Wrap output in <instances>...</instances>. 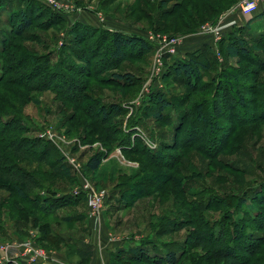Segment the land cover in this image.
I'll use <instances>...</instances> for the list:
<instances>
[{"label": "rangeland", "instance_id": "rangeland-1", "mask_svg": "<svg viewBox=\"0 0 264 264\" xmlns=\"http://www.w3.org/2000/svg\"><path fill=\"white\" fill-rule=\"evenodd\" d=\"M24 1L0 0V246L33 235L58 264H164L158 257L177 250V264H224L213 249L194 248L186 238L204 223L206 232L219 227L231 233L238 225L253 241L251 253L242 256L264 264V121L258 119L264 37L238 31L250 22L239 11L241 0H56L62 7L46 0L27 7ZM23 20L30 27L19 36ZM75 23L140 38L148 49L126 50L123 62H107L108 36L80 31ZM207 27H220V39L204 34ZM159 36L179 38L180 48L185 44L179 58L190 43L212 38L208 50H200L209 63L198 84L203 92H190L184 81L163 77L164 71L154 76L156 51L148 39ZM230 45L235 58L226 54ZM123 74L135 85L111 80ZM228 77L244 106L215 114V99L223 93L218 85ZM161 93L171 104L163 111L148 100ZM111 106L125 114L106 122L96 115ZM138 134L157 144L163 157L151 159ZM134 138L137 151L123 153L120 146ZM98 153L105 156L99 172H88L87 161ZM66 158L80 168L69 181L53 171V162ZM17 168L38 178L41 189L30 196L54 199L52 214L17 198L7 179ZM85 184L103 196L95 214L86 197L75 194ZM63 196L81 201L61 205L67 201L57 198ZM208 196L218 203L205 207ZM239 200L246 204L237 209ZM143 243L150 246L143 249ZM120 248L145 250L148 257L121 260Z\"/></svg>", "mask_w": 264, "mask_h": 264}, {"label": "trees", "instance_id": "trees-1", "mask_svg": "<svg viewBox=\"0 0 264 264\" xmlns=\"http://www.w3.org/2000/svg\"><path fill=\"white\" fill-rule=\"evenodd\" d=\"M24 2L27 3L26 4L27 7L29 6L28 5L29 3L36 4V2L33 0H29V1L26 0ZM27 11H28V8H26L25 12ZM53 16L55 17V15ZM60 17H62L65 21L66 19L65 17L63 16H60ZM19 18H21L20 15H19ZM22 22H24L23 23L24 25L19 26V28L21 29L20 32H18L19 36L21 35L23 31H26L30 27L29 21L23 20ZM73 26L79 29L80 31L89 30L94 33H99V35L105 34L108 36L109 39L105 40L106 42L105 47L107 48L104 52V56H107V59H106L107 62H111V63L123 62L126 59V50L135 49V48H140L141 50L148 49L147 43H145L142 39L134 37V36L125 35L120 32H115V31L109 32L107 30H99L97 28L87 29L84 27H80V25L78 24L76 25V23L73 24ZM244 28L245 27L237 28V29L240 33H242L241 31ZM98 39L100 38L98 37ZM235 39L237 40V38ZM239 45H243V43L241 42L239 43ZM221 46H222V40L220 41L219 48H221ZM200 48L194 51V52H197V51L199 52L197 55L193 54L194 52H186L182 57L179 58L178 56L181 51L180 47L178 48L176 55L174 56L166 55L164 57L165 59L164 68L166 66L165 63L166 64L168 63V65H167V68L163 70L164 71L163 77H171L173 82H175L176 80V82L178 83H181V81H184V83H186V86L189 88L190 92H193V93H197L200 91L203 92L205 88L203 86H199L198 84L201 83V80L204 78V72L209 71V63L205 60L204 58L205 55L202 56V54H200L202 52V51L200 52V50H204V49L208 50L209 45L208 46L203 45V48L202 49ZM226 54L230 58L231 57L235 58L237 55V51L236 49L233 48V46L230 45L226 47ZM60 76H61L60 72L55 74V77H60ZM107 80H110V79L108 78ZM111 80L113 82L120 83L124 86L135 85L133 76L129 74L128 75L127 74L113 75ZM225 81L226 83H224L223 86L218 85V88H223V93H222L221 100L215 99V105H214L215 108L212 110L213 112L215 111V114H219L220 110H224V109L230 110L233 107H238L239 109H241L244 106V99L242 98V96H240L242 92H240L238 88H234V86L232 85V83L235 82L234 78L228 77L227 80ZM158 95L159 94H156L155 96L151 95L149 96L148 100L158 105L160 111L170 108L171 104L165 98V96L162 95V93L160 94V97H158ZM124 112L125 110H122L120 109V107H117V106L100 107L97 110L96 115H100L103 121L106 122L109 116L118 118V117H121L123 114H125ZM196 112L198 113L199 120L201 122H204V117L202 114V107L198 106ZM156 118L159 120H163L164 117H163V114L159 113V115H157ZM258 119L264 121V104H263V109L258 115ZM207 125H209V123H207ZM212 128L215 130H219L218 125L215 123L213 124ZM129 134L130 133H128L127 136ZM137 140L138 139L134 138L132 144L120 146V150L123 153L133 154L135 150L137 151V147L135 146V142L136 143L138 142ZM47 147H48V144L44 146L45 153L49 156V154L47 153ZM142 149L146 150L151 155V159H158V158L163 157L158 152V149L155 152H151L145 146H143ZM104 159H105V156L101 153L100 154L98 153L92 156L86 163L87 171L91 173H98L103 164ZM44 162H45L44 160H41V163H44ZM53 165L54 167L53 166L51 167H53V171L57 177L65 179L67 181L72 179L73 177L72 170L68 166H66V164L64 163V161H62V159L56 160L55 162H53ZM1 179H3V176H1ZM7 179L9 180L10 183H13L12 190L16 193V196L20 201L25 202L30 206L38 207L39 210L46 215L52 214L53 205L51 203L55 202L54 199L52 200L49 198L48 199L41 198L40 200H38L37 198L30 196L32 191H38L41 189L38 178L36 176L31 175L29 172H25L22 169L17 168L15 169V173L12 175H9ZM67 197L68 196H63V198H57V200L59 201L63 199L64 201L65 200L67 201L69 200V198ZM80 201L81 199L79 197L73 198L72 200H70V202L67 201L68 203L62 202L61 205H69V203L70 205H72ZM214 201H215L214 199L208 196L207 200H205L203 204L205 207L209 208L211 205H214L215 202L218 203L217 201L215 202ZM243 204L245 205L246 202L244 200L243 201L239 200L236 205V208L238 209ZM221 205L223 206L224 204H221ZM251 209L255 211L253 208ZM203 225H204L203 227L201 225L202 230L199 229L194 232V235L188 236L186 238V241H185L186 244L191 243L194 248H201V249L208 248L211 250L213 249L214 251L213 257H215L216 259L220 261H224V264H249V262L246 261V259L242 256L241 253L250 254L251 252L249 249L253 245V241L250 237L246 238L244 236V231H243L244 229L242 227L238 228V225L233 227V230L231 233L219 227L214 228L211 231L208 230V232H206L207 224L205 225L204 223ZM148 246H150L148 245V243H143L142 245L143 249H146L145 247H148ZM85 253L87 254L88 252H85ZM117 253H118L117 258L119 259L121 258V260H126L131 263H141L142 261L141 256L148 257L145 250L140 252V250H132V249L128 250V248L127 249L120 248L118 249ZM158 259L164 264H177L179 260L178 250L177 251H167L163 257L161 258L158 257Z\"/></svg>", "mask_w": 264, "mask_h": 264}, {"label": "built area", "instance_id": "built-area-1", "mask_svg": "<svg viewBox=\"0 0 264 264\" xmlns=\"http://www.w3.org/2000/svg\"><path fill=\"white\" fill-rule=\"evenodd\" d=\"M46 2L49 5L62 7L56 0H46ZM261 5H264V0H241L238 8L242 16L251 18L256 15ZM203 33L218 40L223 31H221L220 27H207L204 28ZM148 40L155 46L156 55L153 72L154 76H159L163 71L164 57L166 55L174 56L177 54L180 40L179 38L165 36L150 37ZM137 136L143 140L145 147L151 152H155L158 149V145L148 140L143 134H138ZM65 162L71 170L75 172L80 171L78 164L73 160L66 158ZM75 194H83L86 197L88 208L93 214L100 211L103 196L96 194L88 184L76 189ZM32 237L23 242H13L0 246V264H56L57 260L53 259L52 254L47 253L43 248L39 247Z\"/></svg>", "mask_w": 264, "mask_h": 264}, {"label": "crops", "instance_id": "crops-1", "mask_svg": "<svg viewBox=\"0 0 264 264\" xmlns=\"http://www.w3.org/2000/svg\"><path fill=\"white\" fill-rule=\"evenodd\" d=\"M244 18H246V17L243 16V19ZM241 19H242V17H241ZM244 20H246V19H244ZM243 27H245L241 31L242 32L241 34L243 36L247 35L246 32H250L253 35L252 37H255L256 39L264 37V5H261L259 7V10L256 13V15H254L253 17L250 18L249 24H246L245 26H239V28H243ZM202 40L205 41L203 44L201 42V39H199V43H198V40L196 42L190 43L187 52H189L191 50L193 51L195 49L197 50V47L199 49V47H202L203 45H207V43H209L208 45H211V43L213 42L212 38H210V37L204 38ZM207 41H209V42H207ZM250 42H251L250 45H256V44L258 45V40L257 41L251 40ZM184 45L182 46L183 48L181 47V51L185 50ZM213 46L214 45H212L211 47H213Z\"/></svg>", "mask_w": 264, "mask_h": 264}]
</instances>
